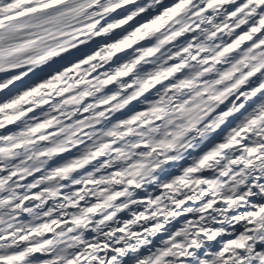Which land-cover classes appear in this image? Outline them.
Segmentation results:
<instances>
[{"label":"snow or ice","instance_id":"1","mask_svg":"<svg viewBox=\"0 0 264 264\" xmlns=\"http://www.w3.org/2000/svg\"><path fill=\"white\" fill-rule=\"evenodd\" d=\"M0 264H264V0H0Z\"/></svg>","mask_w":264,"mask_h":264}]
</instances>
